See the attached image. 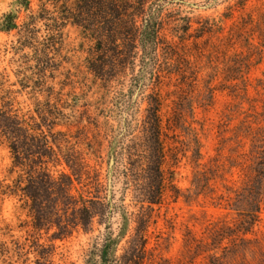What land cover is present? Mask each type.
<instances>
[{"label":"rangeland","instance_id":"obj_1","mask_svg":"<svg viewBox=\"0 0 264 264\" xmlns=\"http://www.w3.org/2000/svg\"><path fill=\"white\" fill-rule=\"evenodd\" d=\"M126 1L109 31L66 19L75 0H0V264H85L106 231L98 215L70 233L59 186L13 193L45 171L115 203L127 239L147 228L143 264H264V0ZM248 214L250 233L213 243Z\"/></svg>","mask_w":264,"mask_h":264},{"label":"trees","instance_id":"obj_2","mask_svg":"<svg viewBox=\"0 0 264 264\" xmlns=\"http://www.w3.org/2000/svg\"><path fill=\"white\" fill-rule=\"evenodd\" d=\"M68 1V0H66ZM78 4V7H75L66 19L73 17L75 22L82 25L84 28H88L90 19H96L93 23H102L108 24L113 22L109 31L117 29L118 19L122 18L121 12L123 5H128L126 0H75ZM137 8L144 11V2L138 0ZM91 11L95 15L91 16ZM102 14V19H98V16ZM120 13V14H119ZM120 15V16H119ZM117 19V20H116ZM92 23V22H91ZM107 26V25H105ZM131 29V30H130ZM129 33H138L140 32V27L137 25L131 26L128 30ZM157 33V32H156ZM46 137V135H45ZM13 143L12 148L15 155V158L18 162L23 163L22 149L19 143V139H12ZM47 138L43 139V145L40 146L39 160L43 157V154H49L53 157L56 152L53 144H49ZM157 174L163 182L164 171L161 168V162H158L157 165ZM69 181V182H68ZM72 177L66 172H61L58 178L53 177L50 172L45 171L43 174L33 175L29 180L30 189H27V186H23L22 183L17 184L15 188H11L14 194H22L19 191L24 193V197H30L33 200H40L41 204L49 201H54L55 186L61 187L63 189L62 199L63 203L66 206L65 214L67 216V222L64 224L69 229V232L72 233L75 228L83 227L86 231L93 229L95 218L98 215L102 216L100 222L104 220L107 222L106 231L101 235L99 234L95 242L89 250V256L85 264H143L147 254V247L149 244V237L147 235V228H143L137 231L136 236L131 239H127L128 236V226H125V222L119 226L120 232L118 229L114 228V223L111 221V215L115 212L117 205L114 203L112 206V211H106L104 209L103 203L92 201L91 199L85 198H76L74 195L70 194L68 186L71 185ZM158 193L160 196L163 195L162 185L158 187ZM181 193V188H180ZM80 201H82L80 203ZM153 202H159L158 200H152ZM56 202V201H55ZM99 205V206H98ZM261 206H258L260 209ZM70 209L72 210L70 213ZM39 212H44L43 205L38 209ZM106 215V216H105ZM260 220V216L255 214H248L244 219L236 226L223 225L216 230V235L213 238V243L218 245V242L221 243L225 239H236L233 237L236 231L237 236L242 234L247 235L253 229L254 224ZM123 225V226H122ZM71 226V229H70ZM127 230V231H126ZM62 233V232H61ZM126 240V241H125ZM220 240V241H219ZM125 241L126 245H123ZM249 242V241H246ZM236 245L237 242H234ZM214 247H217L216 245ZM120 249H123V252H119ZM228 245L224 247V250H228ZM212 258L214 260H220V257L213 254Z\"/></svg>","mask_w":264,"mask_h":264}]
</instances>
